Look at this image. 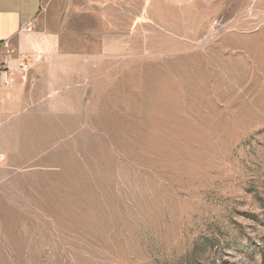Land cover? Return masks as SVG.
Returning <instances> with one entry per match:
<instances>
[{
  "label": "rangeland",
  "instance_id": "rangeland-1",
  "mask_svg": "<svg viewBox=\"0 0 264 264\" xmlns=\"http://www.w3.org/2000/svg\"><path fill=\"white\" fill-rule=\"evenodd\" d=\"M56 6L0 105V264H264V0Z\"/></svg>",
  "mask_w": 264,
  "mask_h": 264
},
{
  "label": "crops",
  "instance_id": "crops-1",
  "mask_svg": "<svg viewBox=\"0 0 264 264\" xmlns=\"http://www.w3.org/2000/svg\"><path fill=\"white\" fill-rule=\"evenodd\" d=\"M57 1L0 0V67L5 59L9 60L6 70L0 73V105L11 103L25 89L27 75L19 76L20 65L29 63L30 58H44L57 47V32L46 26L50 12L60 9ZM7 44L13 51L10 56ZM5 80L11 81L9 87L4 86Z\"/></svg>",
  "mask_w": 264,
  "mask_h": 264
},
{
  "label": "built area",
  "instance_id": "built-area-1",
  "mask_svg": "<svg viewBox=\"0 0 264 264\" xmlns=\"http://www.w3.org/2000/svg\"><path fill=\"white\" fill-rule=\"evenodd\" d=\"M5 48L7 49L6 51H7V54H8L9 56H10L11 54H13V51L10 50V47H9L8 44L5 45ZM8 63H9V60H8V59H5V60L3 61V66L0 67V73H2L4 70H6L5 67L8 66ZM30 68H31L30 63H22V64L20 65V67H19V71H18L19 76H21V77H26V75L28 74ZM10 85H11V81H10V80H5V81H4V86H5V87H9ZM4 159H5L4 156H0V160H1V161L4 160Z\"/></svg>",
  "mask_w": 264,
  "mask_h": 264
}]
</instances>
